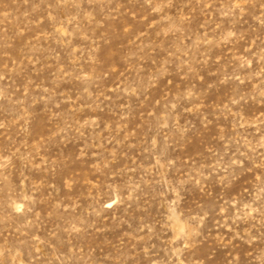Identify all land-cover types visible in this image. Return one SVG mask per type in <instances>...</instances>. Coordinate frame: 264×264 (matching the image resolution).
Returning <instances> with one entry per match:
<instances>
[{"label":"rangeland","instance_id":"1","mask_svg":"<svg viewBox=\"0 0 264 264\" xmlns=\"http://www.w3.org/2000/svg\"><path fill=\"white\" fill-rule=\"evenodd\" d=\"M0 264H264V0H0Z\"/></svg>","mask_w":264,"mask_h":264}]
</instances>
